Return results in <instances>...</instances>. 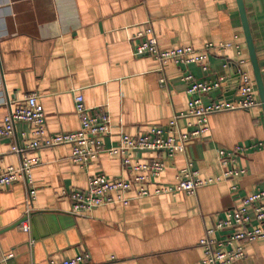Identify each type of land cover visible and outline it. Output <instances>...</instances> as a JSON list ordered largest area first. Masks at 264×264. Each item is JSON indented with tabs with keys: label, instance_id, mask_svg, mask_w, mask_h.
<instances>
[{
	"label": "crops",
	"instance_id": "0c3cea01",
	"mask_svg": "<svg viewBox=\"0 0 264 264\" xmlns=\"http://www.w3.org/2000/svg\"><path fill=\"white\" fill-rule=\"evenodd\" d=\"M244 1L264 79V0ZM148 29L163 49L201 51L213 43L209 69L170 64L161 70L154 56L137 52L139 33ZM241 67L254 77L236 0H0V124L34 94L49 133L77 130L74 97L81 94L88 108L107 112L110 134L104 143L114 146L122 134L166 126L186 110L187 69L196 80L224 78L219 89L203 94L209 103L237 96ZM209 124L205 138L190 143L185 153L168 158L147 150L137 156L163 158L166 169L159 179L172 184L188 158L203 177L220 176L219 151L241 146L234 167L244 174L195 194L133 196L128 204L83 214L72 212L69 192L86 189L95 173L128 177L120 158L102 153L82 168L72 160L70 144L27 150L40 159L33 168L36 193L30 200L22 181L0 189V264H49L81 253L90 254L84 264H202L200 240L207 229L264 188L261 104L213 113ZM33 130L17 122L15 135L0 140L1 168L20 164L12 147L26 146ZM245 252L235 264H264V239L246 243Z\"/></svg>",
	"mask_w": 264,
	"mask_h": 264
},
{
	"label": "built area",
	"instance_id": "2783aa9c",
	"mask_svg": "<svg viewBox=\"0 0 264 264\" xmlns=\"http://www.w3.org/2000/svg\"><path fill=\"white\" fill-rule=\"evenodd\" d=\"M139 35L143 37V41L137 46V52L154 56L159 61L161 70L170 64L185 68L190 64H199L203 70L209 69L208 57L214 47L213 43L206 44L201 51H196L192 46L163 49L151 29L140 32ZM238 74L240 84L236 97L231 99L221 97L205 103L202 99L203 94L219 89L224 78H218L213 83L196 80L187 69L183 76L188 82L189 102L186 110L176 114L166 126H151L149 130L135 136L122 134L114 146H106L104 143L110 134V119L107 112L103 109L88 108L83 95L77 94L74 97L80 128L52 134L47 130L46 115L38 105L36 96L27 95L22 104L10 109L0 124V140L15 135L17 122H26L34 127L33 138L26 146L23 147L16 142L12 147L20 156V164L0 167V189L22 181L28 187L29 199L33 200L36 193L33 168L39 165L40 159L25 152L61 144L72 146V160L82 168L95 161L100 154L107 153L118 156L129 175L118 178H109L102 172L91 175L86 189L69 192L73 201L72 212L75 214H83L106 204H128L133 196L175 195L178 192L195 194L202 186L244 174V169L234 167L236 156L244 149L241 146L222 148L219 151V161L223 168L220 176L203 177L195 168L192 159L188 158L172 184L162 183L159 179L166 169L163 158L144 160L137 156L139 151L160 150L168 158H173L177 153H185L190 143L205 138L210 131L211 114L250 109L260 105L254 77L242 67L239 68ZM160 82L164 83L165 80L161 79ZM185 118H192L193 121H189L186 127H183L181 120ZM235 188L236 186L233 187ZM260 239H264V188L248 194L241 206L229 210L224 218L207 229L206 235L200 240V246L204 251L202 264H235L245 257V244ZM89 260L90 254L81 253L62 262L50 261L49 264H84Z\"/></svg>",
	"mask_w": 264,
	"mask_h": 264
},
{
	"label": "water",
	"instance_id": "95a60500",
	"mask_svg": "<svg viewBox=\"0 0 264 264\" xmlns=\"http://www.w3.org/2000/svg\"><path fill=\"white\" fill-rule=\"evenodd\" d=\"M241 18L242 28L245 36L246 45L248 48L249 60L252 65L254 78L257 85V90L260 98L261 107L264 114V79L261 66L258 59L257 50L254 43V38L251 31V26L247 14V9L244 0H236ZM22 221V220H21Z\"/></svg>",
	"mask_w": 264,
	"mask_h": 264
}]
</instances>
